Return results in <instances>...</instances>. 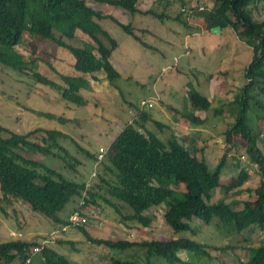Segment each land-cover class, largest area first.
Wrapping results in <instances>:
<instances>
[{"label":"trees","instance_id":"1","mask_svg":"<svg viewBox=\"0 0 264 264\" xmlns=\"http://www.w3.org/2000/svg\"><path fill=\"white\" fill-rule=\"evenodd\" d=\"M93 1L115 8L122 7L135 14L152 15L160 20H174L186 29L191 27L188 12L183 11L189 9L185 0L168 1L169 6L174 3L181 5V11L176 15L167 11L158 16L150 11L139 10L138 0ZM213 1L214 6L211 9L189 10L195 14L194 17L198 15L205 31L211 32L216 27L221 30L232 29L237 38L252 49V59L242 70L247 83L236 91L232 102L221 103L217 108H213L212 102L193 86L187 89L189 104L185 108L190 109L182 112L166 106L164 102L160 104L173 113V118L180 113L192 127H202L207 123V119L195 116L196 111L212 113L214 117H232L233 124L223 131L225 141L230 147L226 148L219 163L211 167L197 157V148L193 143L188 146L181 144L171 131L172 122L163 123L158 120V115L162 113H155L158 107L156 104L135 106V117L125 122L106 148L102 161L98 159L99 151L95 154L81 148L94 161L96 176L90 178L86 174L84 176L89 177L84 178L82 175L80 180L66 174H77L78 167L84 165V162L72 156L63 145L66 141H72L79 148L69 135L43 129L22 135L0 125V209L3 210V205H12L15 200L21 201L33 212L43 215L57 226L69 228L68 230L78 229L92 245L122 252L139 250L145 256L143 260L114 259L109 264H154L157 258L164 259L166 264H191L185 263L180 253L192 252L199 257L210 258V249L219 251L221 248L188 237L141 242L96 238L86 230V225L91 222V215L86 210L92 213L95 211L100 218L111 219L125 227L148 229L154 222L152 209L164 205V220L176 229L177 234L186 231L187 225L189 231L195 235L196 229L190 223L197 219L218 230L235 229L237 233L227 249L243 250L244 245L236 244L237 240L241 241V234L254 225L264 227V153L258 146L261 131L259 126L251 124L248 117L252 104L264 110V103L256 100L253 95L254 89L260 84L264 94V19L258 15L262 0ZM104 19L116 23L142 46H148L132 26L119 22L113 16L102 15L88 6L87 0H0V63L20 73L32 69L33 61L24 60L15 51V47L24 41L26 33L31 37L55 43L74 57V70L77 75L61 74L62 84L55 83L38 72L34 73L35 78L43 85L58 89L68 103L84 106L88 104V100L82 91L91 89L88 75L97 80L94 75L103 71L111 83L121 78L110 60L118 43L98 24V21ZM77 31L87 35L95 45L88 42L80 46L69 44L67 41L76 40ZM95 51H98L99 57ZM9 54L15 57L13 61L9 60ZM228 106L235 107V111L225 112ZM45 116L62 123L72 122L54 114ZM259 120L264 122V115ZM151 123L156 129L150 128ZM154 130L159 131L165 139L153 133ZM3 132L9 134V137L4 138L1 135ZM36 133L45 135L42 142L30 141V137ZM238 137L246 142V153L253 162V168L250 171L240 169L232 183L224 186L221 176L227 171L228 157L236 146ZM28 152L61 160L64 166L59 170L51 168L40 161L26 158L23 153ZM239 161L237 159L234 169L239 167ZM258 171L261 175L260 186L254 190L248 189L256 197L253 203L249 202L242 210H235L237 202H212L217 189L223 188L228 193L230 189L240 188ZM75 200L76 206L65 213L68 205ZM74 214H79L85 223L74 224L70 220ZM49 242L45 244L12 238L0 243V264H77L58 250L62 251V247L68 245L74 248V241H56L59 247ZM34 246L42 248L41 251L31 254ZM252 250L258 255L240 264H264V243ZM29 259L30 263H27Z\"/></svg>","mask_w":264,"mask_h":264},{"label":"rangeland","instance_id":"2","mask_svg":"<svg viewBox=\"0 0 264 264\" xmlns=\"http://www.w3.org/2000/svg\"><path fill=\"white\" fill-rule=\"evenodd\" d=\"M168 1L171 0H138L137 7L142 12L150 11L156 16L167 11L176 15L179 10L181 11L180 4L174 3L169 6ZM185 1L188 2L187 8L189 9H211L214 6L213 0ZM87 4L102 15L113 16L119 22L132 26L136 34L148 45L147 47L142 46L109 19L98 21V24L108 31L118 43L110 60L121 74V78L115 83H111L103 71L96 73L97 80H93L88 75L91 89L82 91L88 104L76 106L68 103L63 99L58 89L50 85H43L35 78L34 73L38 72L47 79L62 84L61 74H76L75 60L71 53L51 41L31 37L26 33L22 44L15 47L16 53L23 56L24 60L33 61L31 70L20 73L0 63V125L22 135L36 129L56 130L68 134L71 139L77 142L79 148L72 141H66L63 145L72 156L84 162L82 167H78L77 174L66 173L70 177H75L76 180L82 179L80 177L86 174L91 178L96 171L94 161L89 159L81 148L95 154L101 147L108 148L107 145L110 141L106 136L119 131L125 122L135 117V106L147 103L156 104L158 111L156 109L155 113L162 111L159 107H163L164 115L160 113L161 115H158L160 118L157 115L155 117H158V120L163 123H168L172 118V113L160 103L164 102L166 106L179 110L185 108L188 103L187 89L190 88L189 86H193L209 100L215 99L214 105L218 106L222 99V103L232 102L237 91L235 88H242L247 83L242 70L248 66L252 59V49L241 42L232 29L221 30L220 33L207 32L203 28L204 25L200 23L198 15L194 17L195 14L192 13H188L192 28L186 29L174 20H160L152 15L135 14L125 8L98 4L93 0H87ZM258 15L264 19V0L259 4ZM67 42L75 46H80L84 42L95 45L81 31H77L75 41ZM0 49L2 48L0 47ZM95 54L100 56L98 51H95ZM14 59L15 57L9 54V60L13 61ZM261 87V84L256 87L253 95L256 100L264 103ZM257 106L252 104L248 117L252 125L260 128L261 136L258 146L264 153V122L259 120V117L264 115V110ZM233 111H235V107L225 108L227 113ZM45 114H54L72 120V122L62 123L55 118L46 117ZM194 114L202 119H207V123L202 127H193L199 129L187 128L188 132L196 133V135H192L196 143L191 141L184 128H175L174 135L185 146L193 143L197 148L196 155L201 156V151H203L210 165L219 163L226 148L230 147L225 141L223 131L233 124L234 119L224 115L214 117L212 113L208 114L204 111H196ZM149 126L151 129H156L153 123ZM154 131L153 133H157L162 139H165L159 131ZM183 131H185V135ZM1 135L4 138L9 137V134L5 132ZM44 136L43 133H36L30 137V141L40 143ZM236 141V146L233 147L228 157L227 171L226 173L224 171L221 176L224 186H229L232 183V180L240 173V169L250 171L253 168V162L246 153V142L239 137ZM23 154L26 158L40 161L54 169L59 170L64 166L63 161L39 153ZM237 159L240 160V164L238 168L234 169L233 166L237 165ZM89 176H84V178ZM260 184L261 175L258 171L251 175L250 179L240 188L230 189L228 193H225L223 188L217 189L212 202L225 200L229 203L234 201L237 202L234 209L242 210L247 204L256 200L255 195L248 189L254 190ZM75 202L77 200L68 205L65 213L76 206ZM86 212L91 215V222L86 225V230L96 238L141 242L147 240L170 241L174 238L188 237L221 248L219 251L210 249V258H202L192 252H182L180 254L185 263L240 264L248 262L252 257L258 255L251 249H257L264 243V227L257 225L241 234V241L237 240L236 244L244 245L243 250L235 251L227 249L237 233L235 229L232 231L228 228L218 230L213 225L207 226L194 219L190 226L196 229L195 235L189 231L187 225H185L186 231L177 234L176 229L169 226L164 220L166 213L164 205L152 209L154 222L148 229H132L111 219H102L95 211L92 213L86 210ZM68 229L64 230V227L57 226L43 215L33 212L21 201L15 200L12 205L6 204L3 205V210L0 209V243L11 240L14 238L11 235L21 232L22 240L45 244L50 241L49 244L55 247H59L56 241H74V248L68 245L63 246L62 251L58 250L77 264H109L114 259L137 258L143 260L145 258L139 250L122 252L110 250L105 246L92 245L78 229ZM53 237L54 239L50 240ZM154 261L156 262L154 264H166L162 258H157Z\"/></svg>","mask_w":264,"mask_h":264},{"label":"crops","instance_id":"3","mask_svg":"<svg viewBox=\"0 0 264 264\" xmlns=\"http://www.w3.org/2000/svg\"><path fill=\"white\" fill-rule=\"evenodd\" d=\"M236 70V69H235ZM225 75H227V74H225ZM94 76H96V74L94 75ZM235 90H239V88H235ZM230 94H231V92H229ZM230 94H228V95H230ZM227 95V96H228ZM226 96V97H227ZM160 100H162V99H160ZM215 100V99H214ZM214 100L211 98V102H212V106H213V108H217L218 106H216V105H214ZM220 103L219 104H221L222 102H223V99L222 100H220L219 101ZM159 108H161L162 109V111H163V107H159ZM174 108V107H173ZM174 109H177V108H174ZM186 109H190V108H186ZM185 108H183V109H180V111H185L186 110ZM178 111H179V109H177ZM162 111H160V113H162L163 115H164V113L162 112ZM173 114V113H172ZM224 116H226V115H224ZM170 119V118H169ZM172 123H171V131H172V133L174 134V132H173V130L175 129V128H184V130L186 129V132L188 133V137L191 139V141L193 142V143H196L195 141H194V139L195 138H193L192 137V135H196V133H192V132H188V130H187V128H189V127H191V128H193L191 125H190V123L188 122V120L187 119H185L184 117H182L181 116V114L180 113H178L177 115H175L174 116V118H173V116H172V118H171V120H170ZM123 128V127H122ZM122 128H120L119 129V131H116V132H114L113 134H110L109 133V135H107L106 136V138H108V140L110 141L109 143H108V145L107 146H109L110 144H111V142L115 139V137L118 135V133L121 131V129ZM193 129H199V128H193ZM193 129H191V131H193ZM183 133H184V135H185V131H183ZM66 134V133H65ZM68 135V134H67ZM178 138V137H177ZM178 140H179V142H180V139L178 138ZM189 145V144H188ZM198 151H201V150H199L198 149ZM97 152V151H96ZM197 152V151H196ZM202 152V154H201V156H198L197 155V157L199 158V159H201V160H203L204 162H206V163H208L207 162V160H206V157L204 156V154H203V151H201ZM209 164V163H208ZM217 164V163H216ZM216 164H214V165H216ZM210 165V164H209ZM214 165H210L211 167H214ZM233 170H232V174H233ZM226 173V172H225ZM226 177V176H225Z\"/></svg>","mask_w":264,"mask_h":264},{"label":"built area","instance_id":"4","mask_svg":"<svg viewBox=\"0 0 264 264\" xmlns=\"http://www.w3.org/2000/svg\"><path fill=\"white\" fill-rule=\"evenodd\" d=\"M200 9H203V8H200ZM184 12H188V13H192V14H194L193 12H192V10H189V11H186L185 9L183 10ZM105 151H106V148H104V147H101L100 149H99V155H98V159L100 160V161H102L103 160V154L105 153ZM96 176V172H94L93 174H92V177H95ZM88 185H90V184H88ZM82 204H83V202H82ZM74 224H83V223H85V220L83 219V218H81V216L79 215V214H74L72 217H71V219H70ZM64 230H66V228H64ZM12 237H14V238H16V239H22L23 238V234L21 233V232H18V233H16L15 235H11ZM41 249L42 248H40V247H38V246H34V247H32L31 248V254H36V253H39L40 251H41ZM27 263H30V259L28 260V262Z\"/></svg>","mask_w":264,"mask_h":264},{"label":"water","instance_id":"5","mask_svg":"<svg viewBox=\"0 0 264 264\" xmlns=\"http://www.w3.org/2000/svg\"><path fill=\"white\" fill-rule=\"evenodd\" d=\"M212 31L220 33L221 32V28L220 27H216V28H213Z\"/></svg>","mask_w":264,"mask_h":264}]
</instances>
